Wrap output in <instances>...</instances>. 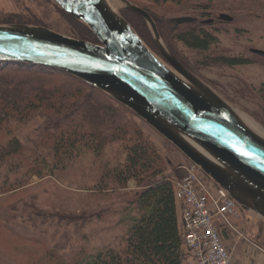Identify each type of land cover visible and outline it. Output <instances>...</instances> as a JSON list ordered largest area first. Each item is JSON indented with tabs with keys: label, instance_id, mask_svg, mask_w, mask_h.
<instances>
[{
	"label": "rangeland",
	"instance_id": "rangeland-1",
	"mask_svg": "<svg viewBox=\"0 0 264 264\" xmlns=\"http://www.w3.org/2000/svg\"><path fill=\"white\" fill-rule=\"evenodd\" d=\"M107 1L109 9L131 28L121 14L130 5L148 8L167 19L191 17L197 18L198 24L212 20L215 24L213 31L216 30L219 34V44L214 47V52L244 57L252 63L232 69L222 66H193L195 73L180 64L238 115L253 121L264 131V105L259 95L260 87L264 84V60L251 53L254 49L264 52V0H193L190 3L183 2L182 5L171 0L155 5L150 0ZM55 4L54 0H0V18L8 14H20L34 17L33 20L40 24L0 26L41 28L72 38L71 27ZM222 15L229 16L232 21H221ZM147 28L155 42L150 25L147 24ZM132 30L135 32L133 28ZM135 34L138 36L136 32ZM162 42L172 54L163 40ZM179 51L190 64L199 60L197 55L182 45L179 46ZM155 55L167 64L162 54V57ZM172 56L177 59L173 54ZM129 118L156 147L167 165V174L172 171L182 177L185 174L183 167L190 166L191 161L136 114L132 112ZM39 126L40 121L25 128L12 124L10 129L13 136L26 143V137L35 139ZM123 149L121 143L112 144L108 146L102 159L98 160L92 153H86L69 163L65 169L51 171V168H45L42 177L29 173L32 167L29 152L2 167L0 264H72L87 259L100 250L120 248L131 217V214L128 215L131 203L139 191L138 184L131 180L126 189L106 192L93 190V186L99 181L105 163L114 166L117 161H124ZM48 164L52 167L51 160ZM168 164L172 165L169 167ZM168 177L173 176L170 173ZM239 210L240 218L236 224L240 233L264 248V221L254 214L243 212L241 208ZM83 213H103V217L90 222L83 218L68 225L58 221L59 216ZM243 245L249 246L245 242ZM247 254L248 251L242 253L243 264ZM242 263L240 261L238 264Z\"/></svg>",
	"mask_w": 264,
	"mask_h": 264
},
{
	"label": "trees",
	"instance_id": "trees-1",
	"mask_svg": "<svg viewBox=\"0 0 264 264\" xmlns=\"http://www.w3.org/2000/svg\"><path fill=\"white\" fill-rule=\"evenodd\" d=\"M150 1L155 5L169 0ZM171 1L182 5L193 0ZM57 8L71 27L72 38L100 44L85 24L58 5ZM140 8L151 16L172 54L194 73L193 66L232 69L252 63L244 57L214 52V47L219 44V34L213 31L212 20L198 24L197 18H193L196 19L193 23L177 24L176 18L167 19L148 8ZM121 14L148 48L161 56L146 21L130 10H123ZM33 19L8 14L0 18V25H40ZM180 45L197 55L199 60L190 64L179 51ZM259 95L264 105V84ZM129 114L132 112L128 108L113 101L106 93L65 72L24 63L0 62V169L29 152L32 160L29 173L42 177L45 168H51V171L65 169L86 153L102 159L108 146L121 143L124 161H117L114 166L105 163L93 190L126 189L131 180L138 184L139 191L128 213L131 217L123 245L100 250L72 264H183L174 184L168 177L164 159ZM39 121L35 139L26 137V143L13 136L10 129L12 124L25 128ZM102 217L103 213L66 214L59 216L58 221L68 225L83 218L90 222Z\"/></svg>",
	"mask_w": 264,
	"mask_h": 264
},
{
	"label": "water",
	"instance_id": "water-1",
	"mask_svg": "<svg viewBox=\"0 0 264 264\" xmlns=\"http://www.w3.org/2000/svg\"><path fill=\"white\" fill-rule=\"evenodd\" d=\"M54 1L85 24L100 44L47 29L0 26V62L60 70L110 95L188 158L243 212L264 221V139L172 56L151 16L137 6L126 7L150 25L167 64L102 0ZM220 19L232 21L226 15ZM251 53L264 58L262 51Z\"/></svg>",
	"mask_w": 264,
	"mask_h": 264
},
{
	"label": "built area",
	"instance_id": "built-area-1",
	"mask_svg": "<svg viewBox=\"0 0 264 264\" xmlns=\"http://www.w3.org/2000/svg\"><path fill=\"white\" fill-rule=\"evenodd\" d=\"M184 176L173 181L176 201L182 202L183 245L197 264H236L233 253L245 242L256 255L264 248L246 238L236 224L240 210L228 194L218 188L195 165L183 167ZM231 241L232 245H228Z\"/></svg>",
	"mask_w": 264,
	"mask_h": 264
},
{
	"label": "crops",
	"instance_id": "crops-1",
	"mask_svg": "<svg viewBox=\"0 0 264 264\" xmlns=\"http://www.w3.org/2000/svg\"><path fill=\"white\" fill-rule=\"evenodd\" d=\"M168 165L170 167L172 164H168ZM170 173L173 176V177H170L172 180H178L184 176V175L182 177L178 176L176 172L174 173L172 171L169 172V174ZM183 210H184L183 203L177 202L178 224H179V232H180V236L182 239V243H183V238L185 235V230L183 226ZM238 220L239 218L236 219L235 222L237 223ZM254 239L256 240V238ZM227 242H228V245H232L231 241H227ZM182 250H183V264H197L194 258L192 257V254L190 253V251L186 249L184 245H182ZM246 251H248V254H247V257L245 258V264H264V256L256 255V253H254V251H252L250 247L243 245V242H240L234 249L233 257H234V261L236 264H238L240 261L242 263L241 256H242V253Z\"/></svg>",
	"mask_w": 264,
	"mask_h": 264
},
{
	"label": "bare ground",
	"instance_id": "bare-ground-1",
	"mask_svg": "<svg viewBox=\"0 0 264 264\" xmlns=\"http://www.w3.org/2000/svg\"><path fill=\"white\" fill-rule=\"evenodd\" d=\"M105 4H107V0H102ZM108 5V4H107ZM240 120L244 125H246L250 130H252L256 135L264 139V131L258 127L253 121L247 119L246 117H243L241 115H238Z\"/></svg>",
	"mask_w": 264,
	"mask_h": 264
},
{
	"label": "snow or ice",
	"instance_id": "snow-or-ice-1",
	"mask_svg": "<svg viewBox=\"0 0 264 264\" xmlns=\"http://www.w3.org/2000/svg\"><path fill=\"white\" fill-rule=\"evenodd\" d=\"M235 150L243 157H250L251 155L249 152L239 149V148H236Z\"/></svg>",
	"mask_w": 264,
	"mask_h": 264
}]
</instances>
